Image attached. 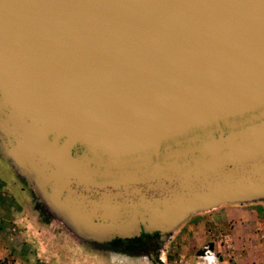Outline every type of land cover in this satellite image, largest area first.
Segmentation results:
<instances>
[{
    "label": "water",
    "instance_id": "95a60500",
    "mask_svg": "<svg viewBox=\"0 0 264 264\" xmlns=\"http://www.w3.org/2000/svg\"><path fill=\"white\" fill-rule=\"evenodd\" d=\"M0 152L87 242L263 201L264 0H0Z\"/></svg>",
    "mask_w": 264,
    "mask_h": 264
},
{
    "label": "rangeland",
    "instance_id": "374dc122",
    "mask_svg": "<svg viewBox=\"0 0 264 264\" xmlns=\"http://www.w3.org/2000/svg\"><path fill=\"white\" fill-rule=\"evenodd\" d=\"M255 205L264 207V200L226 204L193 214L168 234L161 249L153 256L126 248L113 251L105 245L107 242L80 239L52 216L31 186L14 172L0 152V210L11 206L14 211L13 217L9 215L11 218L0 215V223L5 219L11 224L4 238L12 239L15 244L12 248L10 246L9 264H15L16 258H28L31 264H195L199 252L211 245L216 249L215 254L220 255V264H239L236 260L238 249L248 254L244 242L250 236L248 223L245 226L239 224L244 225L249 220L243 221L230 209ZM258 222H264V212ZM256 232L264 240L263 228Z\"/></svg>",
    "mask_w": 264,
    "mask_h": 264
},
{
    "label": "crops",
    "instance_id": "0c3cea01",
    "mask_svg": "<svg viewBox=\"0 0 264 264\" xmlns=\"http://www.w3.org/2000/svg\"><path fill=\"white\" fill-rule=\"evenodd\" d=\"M10 207L11 206H8V208H1L0 215H6L8 217L11 215V217H13L14 211L11 210ZM263 210L264 207H259V205L230 209L231 212L238 213L240 216L239 218H242L243 221L249 220V222H246L244 225L239 224L240 226H245L248 223L247 226L250 227V236L248 237L247 241L244 242L246 249H248V254H244L241 249H238V258L236 260L239 264H245L246 262H248V264H264V240L260 239L256 232L259 228H263L264 230V222H258L259 217H262L263 215ZM10 225V222L5 221V219L3 223H0V264H9L8 258L12 253L11 248L15 246V244L12 242V239L4 238V235L7 230H9ZM218 256L220 259V255ZM27 259L16 258L15 264H31V261L28 262L30 259Z\"/></svg>",
    "mask_w": 264,
    "mask_h": 264
},
{
    "label": "flooded vegetation",
    "instance_id": "af4514ba",
    "mask_svg": "<svg viewBox=\"0 0 264 264\" xmlns=\"http://www.w3.org/2000/svg\"><path fill=\"white\" fill-rule=\"evenodd\" d=\"M162 238L163 235L161 233L142 234L140 237L133 239H115L105 245L109 246L113 251L126 248L153 256L161 249V245L164 243Z\"/></svg>",
    "mask_w": 264,
    "mask_h": 264
},
{
    "label": "built area",
    "instance_id": "2783aa9c",
    "mask_svg": "<svg viewBox=\"0 0 264 264\" xmlns=\"http://www.w3.org/2000/svg\"><path fill=\"white\" fill-rule=\"evenodd\" d=\"M204 254L198 256V261L195 264H220L219 256L215 254V247L212 251L208 248L204 249Z\"/></svg>",
    "mask_w": 264,
    "mask_h": 264
}]
</instances>
